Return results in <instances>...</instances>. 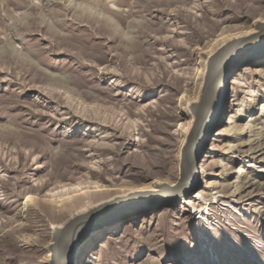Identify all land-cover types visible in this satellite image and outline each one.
Instances as JSON below:
<instances>
[{
    "label": "rangeland",
    "instance_id": "rangeland-1",
    "mask_svg": "<svg viewBox=\"0 0 264 264\" xmlns=\"http://www.w3.org/2000/svg\"><path fill=\"white\" fill-rule=\"evenodd\" d=\"M169 1L0 0V264H47L51 228L73 213L178 180L206 59L254 31L264 0L241 13L188 0L209 35ZM258 54L230 73L194 191L92 231L74 264H264ZM13 226L22 238L3 254Z\"/></svg>",
    "mask_w": 264,
    "mask_h": 264
},
{
    "label": "water",
    "instance_id": "water-1",
    "mask_svg": "<svg viewBox=\"0 0 264 264\" xmlns=\"http://www.w3.org/2000/svg\"><path fill=\"white\" fill-rule=\"evenodd\" d=\"M226 53L227 50L212 66L210 58H207L197 101L188 104L191 118L179 151L178 170L182 181L179 184L165 185L163 188L166 191L143 192L134 197L129 198L127 195L108 201L74 215L58 229L52 227V231L57 230L56 241H59V260H54L52 264H74L78 247L92 231L108 226L129 211L143 210L159 203H178L194 191L199 180L198 162L223 106L230 73L250 54H264V29L249 32L240 39L234 50ZM146 203L153 204L145 207ZM139 207L142 209H137Z\"/></svg>",
    "mask_w": 264,
    "mask_h": 264
},
{
    "label": "bare ground",
    "instance_id": "bare-ground-1",
    "mask_svg": "<svg viewBox=\"0 0 264 264\" xmlns=\"http://www.w3.org/2000/svg\"><path fill=\"white\" fill-rule=\"evenodd\" d=\"M253 1H256V0H253ZM187 2H188V0H170L169 1V4L176 5V7H177V11L176 12L178 13V15L184 16V18L187 20L186 21L187 24L194 25L197 31H206V33L208 35L209 34H212V32L216 29L215 28L216 26L214 25V23H211V21L209 20L207 14H204V12H203V13H201L198 16L192 15L191 12L185 7L187 5ZM248 2H249V0H233V1L232 0H220V5H222L224 7L232 8L237 13H241L244 10H247L248 11L251 8V6H250V4ZM32 6H33L31 8L32 10H34V9H37L38 10V9H41L43 7V6H38L37 7L35 4L32 5ZM253 26H254V31L256 29H260V30L261 29H264V20H258V19L255 20L254 23H253ZM246 35H248V33L242 34V35H237V36L231 37L230 39H228L224 43H222L209 56L210 61H211V66L215 63V61L220 57L221 54L225 53L226 50H227V53L226 54H228L232 50H234L235 47H236V45L240 42V39H242V37H245ZM237 39H239V40H237ZM199 93H200V90H199ZM199 93H198V95H199ZM197 98H198V96H197ZM197 98H196L195 101L190 102V103H195L197 101ZM178 168H179V166H178ZM180 175L181 174H179V170H178V180L174 184H179L180 181H182V180H180V178H181ZM165 185H169V184H166V183H163V182H156L155 185H154V187L152 189H149V190L148 189H146V190L144 189V190L131 191V192H129L127 194H124V195H118V196H114V197H112L110 199H106V200L100 201V202H98L96 204H93V205H90V206H87V207H85L83 209L78 210L77 212H75L72 215H70L67 219H65L61 224L56 225V226H53V227H54V229H58L64 223H66L67 221H69L74 215H76L78 213H82L85 210H89L92 207H95V206H98V205H103V204L107 203L108 201H113V200L118 199L120 197H124V196L129 195V198H130V197L137 196L138 193H143V192H160V191H166L167 189H164L163 188ZM171 185H173V184H171ZM99 193L100 192H98L97 194H99ZM97 194H94L91 198H94V196H97ZM81 198L82 197H78V199H73L71 201H68V202L63 203V205L60 207V209H64L66 207L67 208H70V207L77 206L78 204H80ZM146 204L151 205L153 203H146ZM55 232H54V230L53 231L51 230V242L46 247L47 251L49 252L47 264H52V262L54 260H59L58 259V252H57V245L59 244V241L58 240L56 241ZM15 233H16V236H14ZM6 236H7L6 242H8V243H7L6 248L5 249H2V253L3 254H7V253H10V252L14 251L13 248H12V246L15 247V244H16V241H18V238H22V235L20 234V228L18 226L11 227L10 230L8 231V233H6ZM85 240H86V238H85ZM85 240L78 247L76 253L78 252L79 248L84 244ZM2 242H4V241H2ZM74 262H75V259H74Z\"/></svg>",
    "mask_w": 264,
    "mask_h": 264
}]
</instances>
